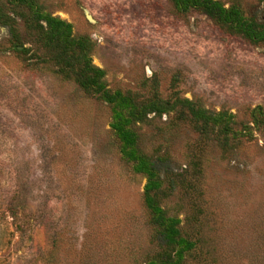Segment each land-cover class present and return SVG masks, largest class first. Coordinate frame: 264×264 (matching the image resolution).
I'll use <instances>...</instances> for the list:
<instances>
[{
	"label": "rangeland",
	"instance_id": "374dc122",
	"mask_svg": "<svg viewBox=\"0 0 264 264\" xmlns=\"http://www.w3.org/2000/svg\"><path fill=\"white\" fill-rule=\"evenodd\" d=\"M214 1L264 25V0ZM236 23L175 0H0V264H264V41ZM149 173L179 244L158 239Z\"/></svg>",
	"mask_w": 264,
	"mask_h": 264
},
{
	"label": "trees",
	"instance_id": "16d2710c",
	"mask_svg": "<svg viewBox=\"0 0 264 264\" xmlns=\"http://www.w3.org/2000/svg\"><path fill=\"white\" fill-rule=\"evenodd\" d=\"M177 3L182 5L183 7H197L199 8L204 14L209 17L216 18L222 23H233L237 22L235 26H230L231 29H237L241 31V33L248 39L255 41V42H262L264 41V25H258L254 22H247L243 19L239 18V14L233 10V8H224L219 2L214 0H175ZM54 22V25L51 23ZM50 21L48 22V40H57L59 41L58 37L64 35V31L60 30L62 27H68L64 25L61 21ZM232 25V24H231ZM42 27V26H41ZM60 47V54L62 64L71 65V59L74 57V50L75 48L71 44H64L62 42H58ZM78 44V43H77ZM80 59V58H78ZM102 72L96 68L88 66V63L83 64V67L80 68L79 72L76 73L77 81L79 85L86 91L89 92L90 88L98 87L101 84ZM264 123V117L260 119V123ZM206 121V125H207ZM205 127V126H204ZM204 129L203 127L201 128ZM151 171H154L151 168ZM154 174H148V180L144 190V203L147 208L151 209L154 212L156 223L161 226V232H159V240L160 242H164L166 246L179 244L178 231L171 221H165L163 218V212L160 208L156 205L153 197L149 194L153 189H155L158 184L153 179ZM186 246L189 247V243L187 241L184 242ZM168 264H172L173 262H167ZM155 264V263H150Z\"/></svg>",
	"mask_w": 264,
	"mask_h": 264
},
{
	"label": "water",
	"instance_id": "95a60500",
	"mask_svg": "<svg viewBox=\"0 0 264 264\" xmlns=\"http://www.w3.org/2000/svg\"><path fill=\"white\" fill-rule=\"evenodd\" d=\"M88 18H90V17H88Z\"/></svg>",
	"mask_w": 264,
	"mask_h": 264
}]
</instances>
